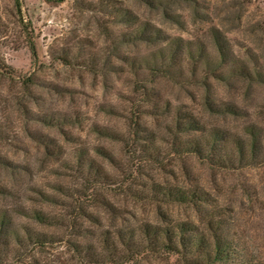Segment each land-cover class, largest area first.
Here are the masks:
<instances>
[{"label": "rangeland", "instance_id": "obj_1", "mask_svg": "<svg viewBox=\"0 0 264 264\" xmlns=\"http://www.w3.org/2000/svg\"><path fill=\"white\" fill-rule=\"evenodd\" d=\"M143 22L157 29L156 39L119 41ZM211 27L235 61L264 72V0H170L165 7L0 0V57L39 84L28 98L0 72V156L17 164L0 168V185L10 189L0 195V209L20 231L17 242L0 238V264H188L161 253L151 232L180 221L205 229L207 219L223 221L214 231L264 255V166L211 167L180 154L174 131L182 111L207 128L248 139L253 125L264 136V85L210 78L205 87L189 76L187 62L180 75L178 61L171 73L161 72L152 104L136 90L151 75L142 60L160 48L203 42L214 56ZM207 94L237 113L208 112ZM45 115L49 124L37 121ZM31 133L48 142L47 150ZM195 187L209 194L208 204H181L163 193ZM20 207L44 212L47 222L17 214ZM34 234L45 235L43 242Z\"/></svg>", "mask_w": 264, "mask_h": 264}, {"label": "trees", "instance_id": "obj_2", "mask_svg": "<svg viewBox=\"0 0 264 264\" xmlns=\"http://www.w3.org/2000/svg\"><path fill=\"white\" fill-rule=\"evenodd\" d=\"M16 1L18 2V0ZM55 1L61 2L64 0ZM142 1L150 7H165L169 4L170 0ZM121 15L125 21L129 18L126 10ZM208 34L216 49L214 56L208 53L206 45L203 42H198L194 46L188 44L186 48L181 43H176L162 50L160 48L151 58L142 60L151 71V75L145 82L140 83L136 87L137 92L141 96V101L152 104V98L157 95L155 87L161 80V72L171 73L172 67L178 61L182 62L179 67L180 75L184 74V69L181 65L183 62H187L189 66L188 70L190 71L189 76L196 79V83L205 85V87L210 84V78H214L216 81H229L237 78L249 83L257 82L264 85V72L257 66H250L243 59L235 61L232 55L229 54L225 37L216 27H211ZM156 38L157 29L153 30L148 22H143L137 25L131 33L123 34L119 41L152 40ZM30 50L35 58L37 52L32 40L30 42ZM185 52L186 55H184ZM199 71L202 73H199ZM0 72L9 80H16L21 87L22 93L27 95L28 98H31L32 87L39 85L31 74L16 75V72L1 57ZM206 91L208 92L207 88ZM205 107L208 112L216 114L237 113L235 105L230 103H215L210 99L208 94ZM37 121L49 124L51 117L45 115L37 118ZM174 131L175 135L179 138V142L177 143L179 148H177V151L180 154L193 155L211 167L236 169L246 166H264V136H262L261 130L253 125L247 128V133L250 136L248 139H245L238 134L231 135L220 127L207 128L202 122L192 116L191 113L177 111L175 113ZM191 133L198 135L189 137ZM30 136L32 139H37L40 142L39 144L47 150L48 142L39 139L34 133H31ZM180 136L188 137L180 140ZM16 166L17 164L6 156H0V168L13 171V169H16ZM87 168L97 176L98 168L95 165L89 163L87 164ZM9 191L8 187L0 185V195H8L10 194ZM163 193L178 203H191L196 207L208 204L210 200L209 194L202 190L201 187L187 190L168 188L164 189ZM16 210L17 214L32 217L41 223H46L48 220L44 212L36 209L28 211L20 207ZM203 211H201L202 215L205 213V210ZM222 222L207 219L205 229H201L195 222L180 221L174 226L154 229L150 236L153 238L151 242L153 241L154 244L156 240L161 239V244L158 245L161 248V253L181 257L188 264H264V255L255 252L253 247L251 248V246L247 245L244 247L239 241L230 239L225 233L214 231V229H221L220 224ZM19 232L12 214L6 208H1L0 238L8 240L12 238L17 242ZM43 236L45 235L34 234V242H43Z\"/></svg>", "mask_w": 264, "mask_h": 264}]
</instances>
